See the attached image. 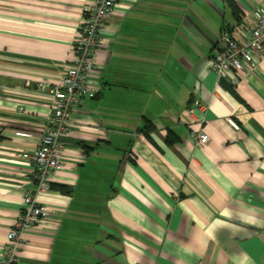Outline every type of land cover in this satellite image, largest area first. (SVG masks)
Here are the masks:
<instances>
[{
    "label": "crops",
    "instance_id": "obj_1",
    "mask_svg": "<svg viewBox=\"0 0 264 264\" xmlns=\"http://www.w3.org/2000/svg\"><path fill=\"white\" fill-rule=\"evenodd\" d=\"M88 1L0 0V248ZM259 5L115 6L94 92L72 109L63 167L37 196L49 214L22 233L16 264H264V58L221 79L211 68L221 31L244 40Z\"/></svg>",
    "mask_w": 264,
    "mask_h": 264
},
{
    "label": "built area",
    "instance_id": "obj_2",
    "mask_svg": "<svg viewBox=\"0 0 264 264\" xmlns=\"http://www.w3.org/2000/svg\"><path fill=\"white\" fill-rule=\"evenodd\" d=\"M122 0H89L82 8L79 33L73 45L72 61L65 66L59 83L50 87L52 110L46 117L39 145L32 151L33 186L23 195V206L12 226L7 231L0 248V264H16L17 254L23 244L22 233L45 220L49 211L37 200V196L50 191V178L55 170L63 167L61 160L64 146L63 136L70 131V113L82 104L84 98L94 92L89 81L96 70L95 49L101 43L100 30ZM264 58V5L256 6L251 12V24L244 40L221 31L211 68L219 79L231 73L245 74ZM233 80V83L236 82ZM49 87V85H46ZM227 122L239 129L233 117ZM21 135H28L18 132ZM198 141L206 143L208 135L198 134Z\"/></svg>",
    "mask_w": 264,
    "mask_h": 264
},
{
    "label": "trees",
    "instance_id": "obj_3",
    "mask_svg": "<svg viewBox=\"0 0 264 264\" xmlns=\"http://www.w3.org/2000/svg\"><path fill=\"white\" fill-rule=\"evenodd\" d=\"M232 4V3H231ZM50 188H51V185H50Z\"/></svg>",
    "mask_w": 264,
    "mask_h": 264
}]
</instances>
